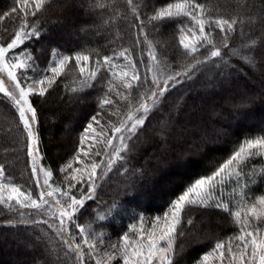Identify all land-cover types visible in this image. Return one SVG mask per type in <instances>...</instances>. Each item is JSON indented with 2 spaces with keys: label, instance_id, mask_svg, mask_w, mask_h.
Instances as JSON below:
<instances>
[{
  "label": "snow or ice",
  "instance_id": "snow-or-ice-1",
  "mask_svg": "<svg viewBox=\"0 0 264 264\" xmlns=\"http://www.w3.org/2000/svg\"><path fill=\"white\" fill-rule=\"evenodd\" d=\"M49 2L17 0L19 8L12 7L11 13L19 11V25L6 38L0 37V94L15 110L19 143L30 159V179L38 190L34 194L33 189H24L0 163V206L15 213L19 223L47 226L51 247L46 251L53 264H175L177 237L194 224L191 210L200 208L226 213L235 231L225 240H216L193 264H264V194L251 198L249 187L256 183L257 172L264 177V167L253 165L250 172L245 170L253 160H264V129L262 134L245 137L226 158L210 160L207 171L191 180L147 224L143 214L133 212L128 231L115 242L104 228L123 210L122 205L113 201L103 211L95 209L83 223L78 215L86 201L95 199L99 181L118 163L128 171V154L133 151L129 141L145 128L150 116L163 111L167 94L210 64L230 67L222 49L255 66L254 57L242 49L255 48L258 39L231 48L229 44L237 33L245 35L246 24L264 22V4L254 11L249 0H234L231 10L222 12L204 0H164L160 6L150 0H92L88 8L102 10L104 24L114 26L117 37V22H126L132 37L128 46L118 45L109 55H101L98 49L73 54L52 49V59L41 68L29 42L39 40L42 29L38 19L30 22L29 17H37ZM165 26L174 29L178 55L164 50L167 42L158 34ZM134 50L140 53L136 59ZM93 54L94 66L89 67ZM73 60L74 68L68 69ZM138 64L143 65V72ZM77 70L80 86L72 87V92L97 84L102 92L97 97L98 111L80 133L77 150L59 168L63 183L57 184L52 168L42 163L36 105L60 77L72 76L75 83ZM101 70L106 75L98 79ZM64 87L69 90L67 83ZM170 107L177 110L178 103ZM105 112L116 119L102 123Z\"/></svg>",
  "mask_w": 264,
  "mask_h": 264
},
{
  "label": "trees",
  "instance_id": "trees-1",
  "mask_svg": "<svg viewBox=\"0 0 264 264\" xmlns=\"http://www.w3.org/2000/svg\"><path fill=\"white\" fill-rule=\"evenodd\" d=\"M91 2L92 0H50L45 9L37 13V17H29L30 22L38 19L42 29L40 39L29 42L41 68L52 59V49L64 54L98 49L101 55H109L118 45L128 46L132 37L130 30H126V22H117L116 26L120 29L117 37L116 28L104 24L100 15L102 10L88 8ZM163 2L164 0H150L156 6ZM204 2L214 9L219 7L222 12L230 11L234 5V0ZM249 3L254 5L255 11L264 4V0H249ZM121 6L123 7L122 2ZM12 7L19 8L17 0H0V37L6 38L19 25L21 15L19 11L11 13ZM5 13L9 15L5 16ZM244 31L243 37L236 34L230 41L229 48L250 39H258L255 48L242 49L245 54L250 53L254 57L255 66H249L239 57L229 56V50L222 49L230 67L210 64L197 73L193 80L178 85L167 94L168 99L162 105L163 111L150 116L145 128L129 141L133 151L128 154V171L118 163L104 180L99 181L95 199L86 201L85 208L78 213L81 223L92 218L93 210L103 211L115 201L123 206V210L115 219L106 222L110 226L104 228L112 242H115L121 234L128 231V225L133 222L129 216L133 212L143 214L147 224L151 217L161 214L166 203L174 199L191 180L207 171L210 160L226 158L245 137L262 134L264 22L248 23ZM83 34L86 36L82 38ZM158 35L162 41L167 42L165 51L172 55L179 54L180 49L172 27L165 26ZM219 40L217 35V41ZM139 55L138 51H133L134 59ZM144 58L147 61L146 52ZM94 59L95 54L89 67L94 66ZM74 66L73 60L68 69H73ZM138 67L143 72V65L138 64ZM74 75L75 83L72 82V76H62L45 98L33 97L34 100L38 99L36 106L42 163L52 168L53 181L57 184L63 183V174L59 172V168L77 150L80 133L90 122L91 116L98 111L97 97L102 92L98 84L90 89L72 92V87L80 86L78 70ZM99 75L106 73L101 70L98 79ZM233 75L236 76L235 79L229 77ZM222 77H228L226 82H219ZM65 83L69 90L65 89ZM214 85H217L216 90L210 89ZM177 103V110H173L170 106ZM198 104L203 109L196 110ZM16 119L15 110L4 102L3 95L0 94V163L5 164L6 173L15 182L26 190L33 189L35 194L38 190L34 189L33 180L30 179V159L23 144L19 143L20 130L15 126ZM108 119L116 118L105 112L102 123ZM165 121L168 122L167 128L163 136L158 138L157 134L161 135ZM170 142L174 144L169 146ZM253 165L256 169L264 167V160H253L245 170L250 172ZM249 187L252 190L251 198L264 194V177L257 172L256 183ZM191 211L194 224L185 228L183 236L177 237L179 254L175 258V264H193L216 240H225L235 231L231 218L218 209L200 208ZM9 220L13 223H8ZM18 221L19 217L15 213H9L0 206V258L6 260L0 264H53L46 251L51 247L48 243L50 230L47 226L25 225ZM96 226L99 228V223ZM33 246L35 248L32 251L23 248ZM57 247L60 246L57 244Z\"/></svg>",
  "mask_w": 264,
  "mask_h": 264
},
{
  "label": "rangeland",
  "instance_id": "rangeland-1",
  "mask_svg": "<svg viewBox=\"0 0 264 264\" xmlns=\"http://www.w3.org/2000/svg\"><path fill=\"white\" fill-rule=\"evenodd\" d=\"M86 35L85 34H83V36H82V38L83 37H85ZM87 36H90V35H87ZM231 79H235L236 78V76L235 75H233V76H229ZM226 79H228V77H222L221 78V80L219 81V82H223V81H225L226 82ZM219 82L217 83V84H219ZM226 86V85H225ZM216 88H217V85H214L212 88H210V89H214V90H216ZM197 109L196 110H201V108L203 109V106L200 104H198L197 106ZM193 110V109H192ZM172 126H173V124H172ZM168 133V132H167ZM157 137L158 138H161V135H159V134H157ZM205 140V139H204ZM206 142H208L207 140H206ZM174 143L173 142H170V144H169V146H172ZM39 147H40V145H39ZM164 148V147H163ZM164 150V149H163ZM79 185H77V187H78ZM74 192H75V189L73 190ZM142 202H144V200H142ZM195 236V235H194ZM196 237V236H195ZM197 241V240H196ZM25 244V243H24ZM24 246V245H23ZM25 250H28V251H32L35 247L33 246V247H23ZM27 252V251H26ZM46 253V252H45ZM48 256V255H47ZM5 259H3V258H0V262L1 261H4ZM6 261V260H5ZM4 261V262H5ZM8 261V260H7ZM114 264H116V262H114Z\"/></svg>",
  "mask_w": 264,
  "mask_h": 264
}]
</instances>
